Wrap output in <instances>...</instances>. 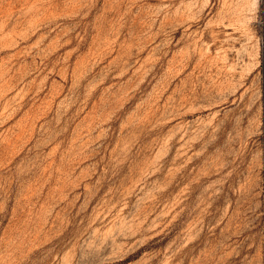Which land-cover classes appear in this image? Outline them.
<instances>
[{"label": "rangeland", "instance_id": "374dc122", "mask_svg": "<svg viewBox=\"0 0 264 264\" xmlns=\"http://www.w3.org/2000/svg\"><path fill=\"white\" fill-rule=\"evenodd\" d=\"M0 264H264V0H0Z\"/></svg>", "mask_w": 264, "mask_h": 264}]
</instances>
